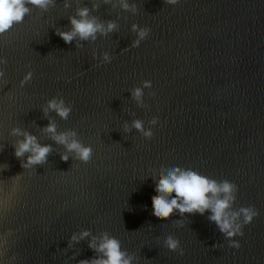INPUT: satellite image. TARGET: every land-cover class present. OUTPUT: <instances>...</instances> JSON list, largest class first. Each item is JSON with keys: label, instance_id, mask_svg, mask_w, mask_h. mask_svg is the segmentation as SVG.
<instances>
[{"label": "water", "instance_id": "95a60500", "mask_svg": "<svg viewBox=\"0 0 264 264\" xmlns=\"http://www.w3.org/2000/svg\"><path fill=\"white\" fill-rule=\"evenodd\" d=\"M70 2L65 9L56 0L47 12L33 7L0 35L7 58L0 65V264H79L95 255L90 237L68 243L89 229L118 238L137 256L134 264H264V0H129L135 14L99 0L92 14L117 21L119 30L83 47L56 35L71 27L78 7H92V0ZM132 24L150 29L138 47ZM146 80L152 87L139 107L131 91ZM54 97L72 106L67 120L44 116ZM49 119L58 131H77L92 160L63 161L64 147L42 131ZM134 119L152 129L151 139L125 131ZM14 127L53 145L46 164L21 167ZM175 166L235 183L234 209L258 210L235 238L239 249L229 247L210 212L169 220L152 214L154 180ZM168 235L180 240L183 256L164 246Z\"/></svg>", "mask_w": 264, "mask_h": 264}, {"label": "clouds", "instance_id": "9594fccd", "mask_svg": "<svg viewBox=\"0 0 264 264\" xmlns=\"http://www.w3.org/2000/svg\"><path fill=\"white\" fill-rule=\"evenodd\" d=\"M103 3L110 5L113 9L119 7L133 14L138 11L136 3H130L129 0H103ZM165 3L176 5L179 0H165ZM55 6L56 0H0V35L10 32L15 25L22 23L24 18L31 13L33 7L47 12ZM64 7L65 9L71 7L70 0H65ZM99 8V0H92L91 8L88 6L78 7L76 14L69 17L71 27L67 30L57 28L56 35L62 38L66 44L77 41V47H83L82 42L84 41L95 42L99 36H108L110 33L117 32L119 30L117 21H102L98 16L92 14L93 10ZM131 31L137 36L133 41V47H138L150 33L149 28L140 27L138 24H132ZM93 55L95 56V53ZM111 59L108 52L103 53L104 63L111 62ZM6 63L7 58L0 57V65ZM4 76L5 72L3 68H0V79ZM31 78L32 72L29 71L21 81V87ZM151 87L152 82L146 80L142 87H135L131 91L132 98L139 107H146L144 89ZM43 112L46 118L50 113L55 112L61 119L67 120L72 112V106L67 104L62 97H54L43 106ZM157 122L158 117H153L149 124L154 126ZM123 127L129 133L135 129L147 139H151L154 134L151 128H145L144 121L141 119H134L131 125L126 121ZM42 131L55 144L64 147L65 151L60 155L63 161L67 162L70 158H74L77 161L88 163L92 160L93 148L91 145L83 144L78 138L77 131L72 129L58 131L54 119H49ZM11 135L20 137L13 148L21 167L32 169L48 162L49 156L53 152L52 144H41L36 135L20 127L12 128ZM154 181L157 193L152 197V214L154 216L161 220H169L177 214L183 218L196 214L203 216L210 212L208 220L213 222L229 240V247L236 249L241 247L235 238L242 237L244 227L250 225L259 216V212L254 206L234 209L239 188L238 185L227 179L220 181L196 170L175 166L172 168L162 167L159 170L158 179ZM176 223L180 227L184 226L183 219H178ZM89 237L88 247L94 251L95 255L90 259L80 260L79 264H134L138 259L135 254H130L126 249H123L121 241L107 231L99 235H94L90 229L73 233L68 247L71 248ZM164 246L181 256L185 254L180 240L173 235L167 236ZM73 258H75V254Z\"/></svg>", "mask_w": 264, "mask_h": 264}]
</instances>
